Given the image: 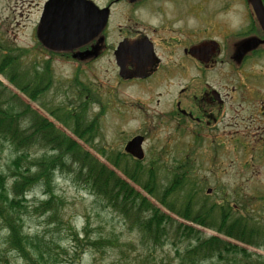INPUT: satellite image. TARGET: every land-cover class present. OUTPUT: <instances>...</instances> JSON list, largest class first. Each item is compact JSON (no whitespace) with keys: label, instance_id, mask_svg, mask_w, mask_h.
Returning <instances> with one entry per match:
<instances>
[{"label":"flooded vegetation","instance_id":"flooded-vegetation-1","mask_svg":"<svg viewBox=\"0 0 264 264\" xmlns=\"http://www.w3.org/2000/svg\"><path fill=\"white\" fill-rule=\"evenodd\" d=\"M49 1H43L40 21L49 12ZM88 2L68 12L90 20L100 10L106 11V21L94 35L61 50L42 44L47 54H58L70 67L60 87L67 91L63 97L74 101L54 119L72 120L71 132L78 140L74 141L88 145L84 148L94 152L98 161L101 157L113 166L114 162L143 165L148 159L146 131L126 137L120 149L94 144L100 140V123L106 114L109 123L124 118L145 104L131 97H142L159 107L152 115L169 118L173 134L174 156L169 161L153 157L150 165L195 166L206 164L209 160L205 159L218 163V158L209 156L218 154L226 142L233 143L242 156L251 154L253 161L264 162V0ZM106 55L112 81L142 95L123 94L114 87L100 94L95 84L96 63ZM38 69V73L31 70L32 76H40L42 86L50 83V61H43ZM99 97H123L124 108L114 115ZM90 104L99 105L97 112L89 114ZM136 135L144 137L142 159L125 148Z\"/></svg>","mask_w":264,"mask_h":264},{"label":"rangeland","instance_id":"rangeland-1","mask_svg":"<svg viewBox=\"0 0 264 264\" xmlns=\"http://www.w3.org/2000/svg\"><path fill=\"white\" fill-rule=\"evenodd\" d=\"M43 1L0 0V58L3 54L18 57V70L21 78L32 69L39 72L38 66H42V62L45 60L46 62L50 61L52 72H50L52 80L50 88L44 92L45 96L40 97L37 102H31L25 93L11 84L5 75L0 74V80L13 92H7L8 98L6 100L3 98L2 102L12 100L18 104L22 102L29 104L39 115L52 120L58 129L78 141L71 132L73 130L71 119L66 120L65 123L54 119V116L60 113L58 111L64 109L66 105L70 106L74 99L63 97L67 91L65 86L62 89L60 87V79L69 72L68 63L66 64V60H62L58 54H47L37 37V27L40 22L39 13ZM109 59L110 57L106 55L96 63L98 79L95 84L100 94H104L108 88L114 87L123 94L140 93L142 95L139 90H129V87L124 86L118 87L116 82L112 81L113 70L110 69ZM99 98L114 115L118 109L124 108L123 97ZM131 98L138 99L148 106L145 107L144 104L140 109L137 108L136 111L124 118H113L110 123L108 114H106L103 122L100 123L103 126L100 130V140L98 144L94 143L97 148L106 146L109 149L111 147L120 149L126 137L134 132L146 131L148 159L142 165L145 171L142 173L144 179L141 184L147 180L149 169L155 172L159 191L169 184L175 174L180 173L179 176H181V173L185 172L189 183L187 189L191 188L196 191V203L211 205L218 200L224 201L226 204L234 205L238 214L250 212L264 220V162L253 161L251 154L242 156L241 151L235 148L233 143L226 142V147L216 155L209 156L207 150H202V154L206 155V158H218V163L205 159L209 160L206 161V164L195 166L161 165L159 163L150 165L153 157H163L169 161L174 156L172 154L173 134L169 118L152 115L159 109L157 105H154V102L150 103L149 100L142 97ZM97 107H99L98 104H90L89 114L97 112ZM126 108L129 109L127 106ZM82 112L85 114L87 110L82 108ZM147 113L150 115L146 116ZM117 125H121L123 129L115 127ZM84 147L89 148L88 145H84ZM46 151L52 153L49 147ZM43 152L44 149L39 150L38 153H32L33 156H39L38 154ZM91 153L95 155L94 152L91 151ZM14 155L15 153L8 143H4L0 151L1 169L3 166H7ZM65 158L68 166L59 168L54 180L56 193L62 199H59L61 205L58 207L61 215L60 221L47 224L46 218L40 216L39 212H33L32 206L30 212L25 214L26 232L31 235L39 234L42 240L44 238L45 243L56 242L52 244L53 257L47 264H143L147 260L150 264H154V262L156 264H176L175 247L171 239H164L153 251L148 250L146 244L142 242L141 232L136 228L131 229L129 222H126L111 207H104L105 204L101 198L87 189L81 178L80 181L76 177L74 171L75 168L78 169L79 162H76L71 155H66ZM99 159L101 163L115 170L137 190L147 195L141 184L129 180L120 169L107 163L105 159L101 157ZM241 159L247 161H240ZM130 165L133 167V164ZM180 178L184 179L185 177ZM208 188H211V192H208ZM46 197L44 190L38 186L29 193L27 203L34 205ZM148 198L167 212V209L158 202L156 197L148 195ZM180 203H183V198H178L179 206ZM171 214L174 218L182 221L175 214ZM197 228L202 231V236L208 237L216 234L212 228L199 226ZM5 233V228L0 223V253L3 254V257L8 258L11 264H30L4 244ZM229 240L246 247L251 252L264 256V246L254 247L239 243L234 239ZM2 262L5 264L4 258L0 260V263Z\"/></svg>","mask_w":264,"mask_h":264},{"label":"trees","instance_id":"trees-1","mask_svg":"<svg viewBox=\"0 0 264 264\" xmlns=\"http://www.w3.org/2000/svg\"><path fill=\"white\" fill-rule=\"evenodd\" d=\"M18 66V57L3 54L0 58V74L5 75L30 99L39 101L40 97L36 96L44 93L51 82L42 86L40 76L33 77L30 71L21 78ZM0 89V151L2 145L8 143L15 153L6 167H0V223L6 231L4 244L30 264L49 263L53 257L52 244L56 242L45 243L39 234L26 232L25 214L30 212L32 206L33 212L45 217L47 224L60 221L58 207L61 198L54 188V180L58 169L68 166L66 155L79 162L78 169L74 171L76 177L81 178L84 186L101 198L104 207H111L129 222L131 229L136 228L141 232L142 242L148 250L153 251L164 239H171L176 264H264V256L229 240L263 247L264 220L260 217L250 212L238 214L234 205L224 201L218 200L211 205L196 203V191L187 189L189 183L185 172L181 176L180 173L175 174L169 184L159 191L154 170H148L147 180L141 184L144 166L132 167L129 163L114 162V167L120 169L129 180L141 184L147 193L145 195L115 170L95 159L29 104H18L12 100L2 102L3 98H8L7 92L12 91L1 80ZM48 147L52 153L46 151ZM42 149V154L33 156L32 152L38 153ZM38 186L47 197L30 205L27 203L28 195ZM148 195L156 197L167 212L154 204ZM178 198H183L180 206ZM197 226L212 228L216 234L202 236ZM2 258L5 264H11L0 253V260ZM143 264L150 263L147 260Z\"/></svg>","mask_w":264,"mask_h":264},{"label":"water","instance_id":"water-1","mask_svg":"<svg viewBox=\"0 0 264 264\" xmlns=\"http://www.w3.org/2000/svg\"><path fill=\"white\" fill-rule=\"evenodd\" d=\"M89 0H50L48 3L49 12L44 13L38 28V37L40 41L53 49H64L76 46L77 42L84 40L96 33V31L105 23L107 12L102 9L101 12L90 20L83 15L74 13L71 15L68 9L83 5ZM54 10V14H52ZM86 22L92 26H86ZM77 41V42H76ZM119 53V51H117ZM120 64V59L118 58ZM142 135L134 136L126 145V150L138 159L144 157ZM208 191H211L209 189Z\"/></svg>","mask_w":264,"mask_h":264}]
</instances>
